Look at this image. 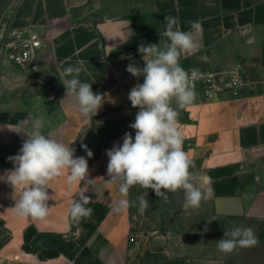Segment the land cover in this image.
I'll return each mask as SVG.
<instances>
[{
	"label": "crops",
	"instance_id": "1",
	"mask_svg": "<svg viewBox=\"0 0 264 264\" xmlns=\"http://www.w3.org/2000/svg\"><path fill=\"white\" fill-rule=\"evenodd\" d=\"M4 12L14 16L16 26L43 33L46 42L39 74L10 64L0 68V177L13 168L8 157L27 139L12 130L19 131L15 126L29 114L43 119L45 134L84 157L78 143L94 122L138 112L128 94L144 78L126 71L132 62L144 66L138 47L164 39L159 33L166 16L176 17L182 31L190 29L189 21H198L200 46L181 58V66L224 78L239 69L244 85L238 97L226 93L212 101L195 89V101L177 108L183 150L200 165L203 189L211 195L197 207L204 226L193 232L198 240L193 257L170 256L166 264H264V0H0V17ZM78 61L84 69L80 80L104 97L87 121L69 106L60 81L63 70ZM172 106L177 107L175 101ZM124 133L88 160L92 184L69 189L66 177L50 183L44 221L16 217L12 208L19 193L0 179V239L9 237L0 248V264H164L167 247L154 261L141 262L149 255L131 230L130 207L119 214L111 210L122 197L107 182L106 150L122 144ZM81 191L91 199L85 207L93 211L74 221L69 210ZM234 227L253 229L260 247L255 260L232 262L244 254L243 247L227 254L218 250V240L229 239L224 235Z\"/></svg>",
	"mask_w": 264,
	"mask_h": 264
},
{
	"label": "clouds",
	"instance_id": "2",
	"mask_svg": "<svg viewBox=\"0 0 264 264\" xmlns=\"http://www.w3.org/2000/svg\"><path fill=\"white\" fill-rule=\"evenodd\" d=\"M99 7V4L95 5ZM190 29L182 31L176 17L166 16L164 31L159 33L164 39L158 44H141L138 52L145 64L143 67L135 62L129 63L126 71L137 79L144 78L143 83L134 85L128 99L138 112L129 128L135 130L125 132L122 144H114L106 150L108 157L107 182L118 187L122 198L113 201L111 210L122 213L135 202L127 197L129 190L139 185L151 189L156 196L167 199V192L183 191L184 210L200 206L202 200H207L211 192L200 186L202 177L193 171L195 163L183 150V135L179 129L177 108H184L196 99L194 82L202 74L199 69L186 71L180 64L184 55L195 53L200 41L197 36L202 31L198 21H189ZM130 59V57H129ZM83 61L77 66H68L62 72L65 77L60 80L64 85L65 96L69 106L74 107L84 120H90L101 108L104 97L94 93L91 83L82 82L80 74L83 71ZM65 98V99H66ZM63 99L61 103L65 101ZM173 101L176 108L172 106ZM26 136L19 152L9 156L12 169L5 170V180L19 193L12 208L16 217L31 218L44 221L50 213L47 201L50 199L48 189L50 183L57 178L66 177V183L81 185V182L92 184L89 179L88 160L85 157L74 156L75 149L57 139L55 135L45 134L44 121L40 117L29 114L15 126ZM87 157L93 153L86 145H82ZM81 191L78 199L72 200L69 215L74 221L89 216L93 209L85 207L91 199ZM148 208V200L139 197L138 211L143 214ZM220 239L217 248L222 253H231L238 247H251L257 243L253 229L234 227Z\"/></svg>",
	"mask_w": 264,
	"mask_h": 264
},
{
	"label": "rangeland",
	"instance_id": "3",
	"mask_svg": "<svg viewBox=\"0 0 264 264\" xmlns=\"http://www.w3.org/2000/svg\"><path fill=\"white\" fill-rule=\"evenodd\" d=\"M135 116H111L110 118L98 119L94 122L82 135L78 143V151L83 154L87 160H92L102 150L105 144L120 134L133 130L129 128V124L133 123ZM82 145H86L93 153V157L88 158ZM199 172L200 165L195 163L192 169ZM203 188V182H200ZM167 199L163 196H156L151 189H144L139 185L129 190L128 196L130 202H135L134 206H130L129 221L131 230L135 236L141 241V248L146 249L149 255L147 259L142 258V263L149 260L154 261L158 252L167 247L170 255H165L163 263L170 256L184 254L187 258L193 257L194 246L198 244V240L193 239V232L202 230L204 224L201 223V215L197 208H190L187 212L183 205L185 202L184 192H167ZM144 196L148 200V208L143 214L138 211L139 197ZM202 203V201H201ZM222 228L224 224L217 223ZM179 235V237L177 236ZM166 237L165 240H155V237ZM2 238L0 242H2ZM239 248V247H238ZM237 248V249H238ZM244 254L238 257L239 260H232L233 263L240 260H255L256 254L260 253V247L254 245L251 247H243ZM247 250V252H245ZM156 252V253H155ZM259 258V257H258ZM262 259V258H261Z\"/></svg>",
	"mask_w": 264,
	"mask_h": 264
},
{
	"label": "built area",
	"instance_id": "4",
	"mask_svg": "<svg viewBox=\"0 0 264 264\" xmlns=\"http://www.w3.org/2000/svg\"><path fill=\"white\" fill-rule=\"evenodd\" d=\"M46 37L32 28H22L14 24V16L4 12L0 17V68L10 64L17 69L40 73V56L45 47ZM197 69L190 66L186 71ZM201 78L194 82L195 89L205 101H212L223 94L238 97L244 85L239 69L224 78L217 73L201 71ZM134 241L133 238L130 239Z\"/></svg>",
	"mask_w": 264,
	"mask_h": 264
},
{
	"label": "trees",
	"instance_id": "5",
	"mask_svg": "<svg viewBox=\"0 0 264 264\" xmlns=\"http://www.w3.org/2000/svg\"><path fill=\"white\" fill-rule=\"evenodd\" d=\"M0 226H1V223H0ZM3 240H2V242H0V248L4 245V244H6V242L9 240V237H5V238H2Z\"/></svg>",
	"mask_w": 264,
	"mask_h": 264
}]
</instances>
